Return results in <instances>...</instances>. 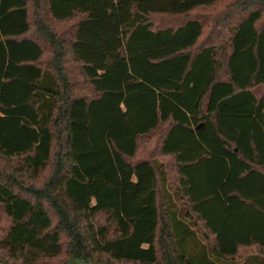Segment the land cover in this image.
<instances>
[{"label":"trees","instance_id":"1","mask_svg":"<svg viewBox=\"0 0 264 264\" xmlns=\"http://www.w3.org/2000/svg\"><path fill=\"white\" fill-rule=\"evenodd\" d=\"M217 1L0 0V264H264V0L200 46Z\"/></svg>","mask_w":264,"mask_h":264},{"label":"rangeland","instance_id":"2","mask_svg":"<svg viewBox=\"0 0 264 264\" xmlns=\"http://www.w3.org/2000/svg\"><path fill=\"white\" fill-rule=\"evenodd\" d=\"M237 0H218L215 4L211 6H204L196 9L192 12L189 18H199L205 23V30L202 38L200 39V46L206 44L210 41H220L222 37H227L229 34V28L227 25L231 24L232 21H235L238 16L240 15V9L237 7ZM75 20H70L66 22H57L51 23L52 25L55 24V27L52 29L55 30L58 34H61V37H66L68 34V30L70 29L71 25L74 23ZM152 21L155 26L163 27V26H178L184 20L179 18L178 16H171V15H153ZM223 21H229L226 24H223ZM67 69L71 77H73L78 86L76 88L81 89L83 92L95 95L93 89L87 85V83L83 80L82 75H80L79 67L71 60L67 58ZM254 94L257 97H264V84H260L253 89ZM149 138H143L140 140V149H139V156L144 155V150L147 151L149 148H152L153 151H159V146L157 144L158 134L154 133L148 136ZM149 141V144H147ZM146 147H149L146 149ZM163 160H168L164 157H159ZM19 163L17 159H13L11 162L7 161L6 159L0 160V170H4L6 173H14L16 177L23 181L25 177H23V173L18 171H14L13 167H17ZM169 175H170V186L175 187L176 189V177L173 170L171 171V167L169 166ZM40 184V183H39ZM173 191V190H172ZM26 194V193H24ZM180 207H183V203L179 202ZM1 215H2V224L0 226V237L6 232L10 225V219L7 217L3 209L0 207ZM101 221H106L104 216L100 218ZM243 252V251H241ZM241 254V253H240ZM126 264V263H123Z\"/></svg>","mask_w":264,"mask_h":264}]
</instances>
